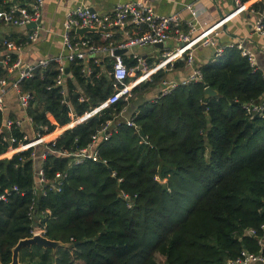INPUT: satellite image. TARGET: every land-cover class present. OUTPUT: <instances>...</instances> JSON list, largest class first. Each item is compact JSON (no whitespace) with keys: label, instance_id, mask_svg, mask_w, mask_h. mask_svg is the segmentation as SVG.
Wrapping results in <instances>:
<instances>
[{"label":"trees","instance_id":"trees-1","mask_svg":"<svg viewBox=\"0 0 264 264\" xmlns=\"http://www.w3.org/2000/svg\"><path fill=\"white\" fill-rule=\"evenodd\" d=\"M4 2L0 0V8L7 10ZM252 8L259 11L257 3ZM262 25L264 31V18ZM80 69L71 63L70 74L84 100L79 101L81 93L70 79L65 83L79 115L111 91L104 80L93 83ZM200 70V81L141 102L132 124L114 123L126 105L119 100L66 129L54 144L76 150L111 121L108 138L98 142L99 161L70 163L48 154L37 165L33 149L0 159V194L8 189L6 200H0V264L11 262L12 248L31 237L33 224L64 245L55 250L38 244L22 247L20 264H232L242 250L264 257V111L246 110L250 102L264 104V79L234 47ZM161 74L159 70L151 80L158 81ZM54 75L48 69L21 83L45 105L28 110L36 130L69 122L59 88L47 89ZM149 86L147 82L141 88ZM206 86L217 95L205 96ZM2 119L0 112V125ZM10 133L15 147L22 132L13 127ZM2 134L0 153L10 146ZM39 166L51 182L35 195ZM56 172L63 174L58 189L51 187ZM120 190L131 199L130 206ZM32 203L33 219L28 217Z\"/></svg>","mask_w":264,"mask_h":264},{"label":"built area","instance_id":"built-area-1","mask_svg":"<svg viewBox=\"0 0 264 264\" xmlns=\"http://www.w3.org/2000/svg\"><path fill=\"white\" fill-rule=\"evenodd\" d=\"M233 10L219 21L209 26H200L192 19L188 22V28L185 31L179 29V19L177 14H159L155 12L150 6L140 2H122L117 3L109 12L99 13L92 10L88 6L78 5L66 11L62 31L59 34L61 41V51L51 57L41 58L37 61H28L22 57V48L15 40L8 38H0V45L6 49L5 58L0 60V65L4 68L5 74L1 68L0 74V112L4 109V95L7 87L15 90L20 106L27 112L21 118H7L2 119L0 125V133L2 139L7 140L10 146L2 153L0 159L10 158L18 151L33 149L32 159L41 161L48 154H53L58 157L70 159V163H79L84 161H99L98 142L99 139H107L110 132L111 121H107L103 126L97 129L92 135L90 141L83 147L76 150L60 149L54 146L58 139V135L66 129L72 128L80 124L94 115L101 112L103 109L117 103L119 100L127 101L131 95V90L134 82L147 78L156 71H172L174 62L183 60L186 66L190 68V72L177 79L162 78L159 84V92L157 97L170 93L179 85H187L193 82L200 81L202 74L200 67L194 63V50L200 46L210 45L214 48L215 57L223 53L224 47L216 44L215 36L218 34L217 30L230 18L245 11H252L257 13L256 20L253 24V31L263 36L264 31L262 19L264 18V8L260 13L247 5V1L232 0ZM8 4V9L0 8V22L11 26L24 28L31 22L36 23L39 19V7L42 0H34L30 3V8L16 3L15 0H5ZM193 11L190 4L186 6ZM30 33L28 40L33 42L39 37L40 27L35 24ZM89 28L92 31L86 33L94 34L95 39L86 35H79L77 29ZM120 29L121 36L115 37L116 31ZM173 39L176 43L174 46L165 47L167 40ZM244 38H236L229 47L236 48L240 55L245 57L253 70L258 69L256 64V57L254 52L247 47ZM156 44H163L162 49L155 48ZM147 47H152L158 50L157 58H152V54L144 52ZM117 50H123L121 54L116 53ZM133 61L134 65H128L125 62V55ZM106 55L110 61V68L107 71L109 78L110 93L106 98L100 101L95 106L89 108L83 114H76L69 102L67 95V88L65 79L68 76L66 69H70L72 62L81 65V75L88 79L98 78L103 70L99 69L96 72L93 66L100 65L102 56ZM105 56V57H106ZM4 64V66H3ZM152 64L151 67L148 65ZM0 66V67H1ZM52 69L55 71L52 83L47 86V89L53 87L59 88L61 95V102L68 107L69 122L63 126H56L55 129L47 131V127H42L41 131L35 129L32 117L28 113L29 109H34L33 99L34 94L29 90H24L21 83L35 76V74ZM264 79V71H261ZM106 76V77H107ZM132 77L134 79L132 80ZM84 100L81 98L79 101ZM39 103V110L45 109V105ZM248 113L263 114L264 104L250 102L246 105ZM46 116L51 123L56 124L52 114L45 110ZM132 124L130 120L126 122ZM15 127L22 132V140L18 145L13 147L12 143L15 139L12 137L10 130ZM136 128V127H135ZM141 142L148 144V142L141 138ZM42 146L37 152L36 148ZM114 175V173H112ZM63 174L56 172L52 180L51 187L58 189L56 184H61ZM156 179L159 177L156 175ZM121 181V178L118 179ZM44 178V170L42 167H37L34 171V190L33 193L39 194L44 192L42 185L49 183ZM17 190L16 187L12 188ZM5 189L0 194V200H6ZM121 195L125 200H128L127 205H131V199L120 190ZM35 216L34 203L29 206L28 217L33 219ZM249 234H253V230H248ZM35 234L44 235V229L37 224H33L31 228V236ZM259 242H261L259 240ZM232 264H264V257L261 253H251L242 250L240 254L232 261Z\"/></svg>","mask_w":264,"mask_h":264},{"label":"crops","instance_id":"crops-1","mask_svg":"<svg viewBox=\"0 0 264 264\" xmlns=\"http://www.w3.org/2000/svg\"><path fill=\"white\" fill-rule=\"evenodd\" d=\"M33 1L34 0H18V3L30 8V3ZM132 1H140L150 6L155 12L159 14H177L179 19V29H181L182 31L187 30L188 22L192 19L195 20L196 24L205 27L219 21L221 18L225 17L233 10L232 0H42V3L38 10V24L40 27V33L36 41L31 42L28 40V34L33 28L28 26L20 28L1 22L0 38L3 37L12 39L15 40L18 44H20L22 48V57L28 61H37L41 58L55 56L61 51V41L59 34L62 31V23L66 11L78 5H85L94 11H97L99 13H105L109 12L117 3ZM260 1L264 2V0H248L247 5H251L254 3L258 4ZM187 4L191 5L193 11L186 7ZM256 17L257 13L252 11H245L228 19L222 25V27L217 30L218 34L215 36V42L216 44L223 46L224 49H226L229 48L228 45L234 42L236 38H244V44L249 47L255 54L257 68L260 71H264V38L258 33H255L252 28ZM89 34L91 33H84V35L95 39L94 36H91ZM120 36L121 32L119 29L118 31H116L115 37ZM175 44L176 43L173 39H169L164 44V46L171 47ZM154 51L158 52L157 49H154L152 47H147L144 50V52H149L151 54ZM5 52V47L0 45V60L5 58ZM124 55L125 62L128 65L135 64V61L127 57V53H124ZM105 56L106 55L102 56L100 65L93 66V70L97 71L101 69L103 70V73L98 78L90 80L93 83L101 82V80H104V86L108 88L109 78L107 76V71L110 68V61L109 58ZM218 57H215L214 48L210 45L200 46L194 50V63L198 67H201L202 65H205L208 62L215 63ZM179 62L180 64L177 65ZM184 63L185 62L183 60H177L176 62H174L172 71L162 70L163 76L168 79L177 80H179L183 76H186L190 72V68ZM69 79L75 85L76 89L81 93L80 99L85 98L86 95H83L81 87L76 83L75 78L70 74V69L68 68V76L65 79V83ZM133 79L134 77H132V80ZM143 80H141L140 82H138L139 80L134 82V85L131 90L132 93H135L133 92V90L142 86ZM149 88L150 87H147V89ZM147 92H149V90ZM157 92H159V88H157ZM143 101L145 100L142 97H137L132 102H125V107L115 117L116 120L114 121V123L119 121L128 122L129 120H131L133 115L138 111L139 104ZM39 103H41L40 100L35 98V110L39 111ZM26 114L27 112L19 104L15 90H13L11 87H7L6 93L4 95V109L2 112L3 119L21 118L24 117V115ZM62 133L63 132H61L60 135ZM38 163L39 162L35 160V164L38 165Z\"/></svg>","mask_w":264,"mask_h":264},{"label":"water","instance_id":"water-1","mask_svg":"<svg viewBox=\"0 0 264 264\" xmlns=\"http://www.w3.org/2000/svg\"><path fill=\"white\" fill-rule=\"evenodd\" d=\"M258 4L260 6L259 12L261 13L263 11V8H264V2L260 1ZM38 23H39V19L37 20L36 23L31 22L30 24H28V27H33L35 24H38ZM76 31L79 35H83L84 33L88 32V31H92V30L91 29L89 30V28H82V29H77ZM154 47L161 49L163 47V44H156ZM123 52H124L123 50H117L116 51V53H118V54H121ZM66 72H68V69H66ZM204 95L207 97H214L217 95V91L215 89L211 88L210 86H206L204 88ZM32 244H38V245H41L43 247H49L53 250H55L57 247L64 245L59 240H52V239H49L48 237H46L45 235H41V234H35L31 237L20 239L16 243V245L12 248V258H11V262L8 264H20L19 259H18L19 250L22 247H29Z\"/></svg>","mask_w":264,"mask_h":264},{"label":"rangeland","instance_id":"rangeland-1","mask_svg":"<svg viewBox=\"0 0 264 264\" xmlns=\"http://www.w3.org/2000/svg\"><path fill=\"white\" fill-rule=\"evenodd\" d=\"M157 55H158V52L157 51H154L153 53H152V58H157ZM149 67H151L152 66V64H149L148 65ZM158 71H156L155 73H157ZM154 73V74H155ZM154 74H152V75H154ZM152 75H149L147 78H145L142 82L143 83H147V82H150V88L149 89H143V88H141V87H138V88H140L138 91H136L135 93H132L131 92V95L128 97V99H127V101H124V102H126V103H129V102H132L135 98H137V97H142L145 101L147 100V99H154L155 97H157V88H159V84H160V81L162 80V78H164L165 76H163V74H161L160 76H159V80L157 81H152L151 80V76ZM141 82V83H142ZM141 85V84H140ZM139 85V86H140ZM149 90V92H147ZM147 92V93H146ZM125 103V104H126Z\"/></svg>","mask_w":264,"mask_h":264}]
</instances>
